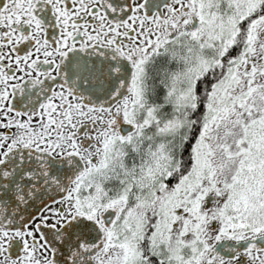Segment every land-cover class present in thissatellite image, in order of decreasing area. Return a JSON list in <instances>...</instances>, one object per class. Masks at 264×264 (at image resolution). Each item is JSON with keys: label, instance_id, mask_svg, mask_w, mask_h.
Here are the masks:
<instances>
[{"label": "snow or ice", "instance_id": "1", "mask_svg": "<svg viewBox=\"0 0 264 264\" xmlns=\"http://www.w3.org/2000/svg\"><path fill=\"white\" fill-rule=\"evenodd\" d=\"M0 264H264V0H0Z\"/></svg>", "mask_w": 264, "mask_h": 264}]
</instances>
